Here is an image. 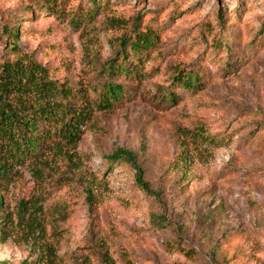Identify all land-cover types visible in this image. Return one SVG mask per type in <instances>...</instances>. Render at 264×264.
Instances as JSON below:
<instances>
[{
    "label": "rangeland",
    "instance_id": "374dc122",
    "mask_svg": "<svg viewBox=\"0 0 264 264\" xmlns=\"http://www.w3.org/2000/svg\"><path fill=\"white\" fill-rule=\"evenodd\" d=\"M47 2L0 0V57L16 40L94 95L134 27L154 44L139 79L114 78L121 99L94 112L71 154L0 189V264H264V0ZM118 148L155 195L107 160Z\"/></svg>",
    "mask_w": 264,
    "mask_h": 264
},
{
    "label": "trees",
    "instance_id": "16d2710c",
    "mask_svg": "<svg viewBox=\"0 0 264 264\" xmlns=\"http://www.w3.org/2000/svg\"><path fill=\"white\" fill-rule=\"evenodd\" d=\"M47 1L43 9H55L56 0ZM27 9L32 11L33 7L29 5ZM133 30V36L123 44L120 60L111 59L108 70H104L107 78L103 84L91 88L94 95L85 87L76 90L68 81L52 79L48 68L33 54L23 51L16 40L11 42L10 54L0 57V189L24 171L42 180L46 168L56 164L58 158L71 154L70 150L78 145L94 112L110 109L121 99L125 86L114 78L141 77L136 59L139 61L141 54L153 46L155 32L148 28L139 31L134 27ZM6 31L12 38L16 36L13 30H3ZM180 79L190 89L198 85L191 77ZM163 95L164 100L173 98L165 89ZM107 160L130 164L135 170L136 183L147 194L155 195L135 152L118 148ZM87 198L93 205L94 194L89 190ZM3 211L4 197L0 194V236L4 232ZM181 250L187 256L193 255L184 248ZM104 258L111 263L106 254Z\"/></svg>",
    "mask_w": 264,
    "mask_h": 264
}]
</instances>
